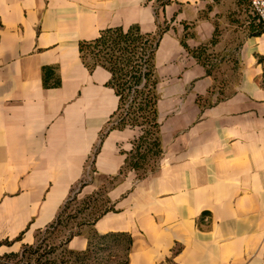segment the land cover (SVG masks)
<instances>
[{"label": "crops", "instance_id": "1", "mask_svg": "<svg viewBox=\"0 0 264 264\" xmlns=\"http://www.w3.org/2000/svg\"><path fill=\"white\" fill-rule=\"evenodd\" d=\"M258 24L249 0H0V256L33 245L76 194L102 192L112 210L76 223L69 249L85 251L94 230L130 236L129 264H264ZM132 26L165 29L162 153L146 173L126 164L140 128L105 135L119 97L79 49Z\"/></svg>", "mask_w": 264, "mask_h": 264}, {"label": "trees", "instance_id": "2", "mask_svg": "<svg viewBox=\"0 0 264 264\" xmlns=\"http://www.w3.org/2000/svg\"><path fill=\"white\" fill-rule=\"evenodd\" d=\"M258 27L257 35H261L264 33V25L258 24ZM164 32L165 29H159L156 33H143L139 26H132L128 30L108 28L102 30L97 39L83 41L79 47L81 59L90 72L97 67H103L111 73L109 86L119 97V107L112 116L105 135L113 129L140 128L143 134L133 143V151L126 164L136 171L145 169V173L147 169L144 166L150 161L155 162L162 153L156 90L158 79L154 59ZM74 200L75 198H72L61 208L50 225L38 231L37 240L33 245H25L18 253L1 256L0 264H87L94 258L97 246L122 239L127 243V259L124 264H129L132 238L126 234L99 235L93 230L88 237V248L83 252L69 249V243L79 233L73 229L58 241L50 242L56 232L67 228L71 221L78 219V214L68 213ZM110 210L112 208L95 217L91 213V219L78 224L93 226ZM40 233L44 234L38 238ZM21 239L22 235L17 241Z\"/></svg>", "mask_w": 264, "mask_h": 264}, {"label": "rangeland", "instance_id": "3", "mask_svg": "<svg viewBox=\"0 0 264 264\" xmlns=\"http://www.w3.org/2000/svg\"><path fill=\"white\" fill-rule=\"evenodd\" d=\"M153 167L154 164L152 161H150L147 165L144 166V168H146L147 171H152ZM74 198L75 200L71 202L68 213L74 215L89 210L85 219H91V215H90L91 213H93L92 215H94L95 217L109 208V205L106 202V199L104 198V193L102 192L101 193L99 192L97 196L90 197L93 198L92 200L87 201L86 200L87 198L85 200L83 199L82 201L83 202L86 201L85 203L83 202L80 203L81 201L78 199L79 197L77 196V194L74 196ZM76 223H79V220L71 221L67 228H61L60 232L58 231L52 236V241L50 242L51 243L56 242L65 233H69L70 230L74 229ZM37 233L38 231L35 233L34 236L35 242L37 240L36 237ZM43 234L44 233L38 234V238H41ZM126 248H127V243L125 239L116 240V241L112 240L111 242L106 243L104 246L101 245L97 246L95 250L94 258L92 259V261L88 262L87 264H124L127 259Z\"/></svg>", "mask_w": 264, "mask_h": 264}, {"label": "built area", "instance_id": "4", "mask_svg": "<svg viewBox=\"0 0 264 264\" xmlns=\"http://www.w3.org/2000/svg\"><path fill=\"white\" fill-rule=\"evenodd\" d=\"M251 15L264 24V0H249Z\"/></svg>", "mask_w": 264, "mask_h": 264}]
</instances>
